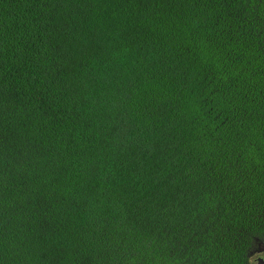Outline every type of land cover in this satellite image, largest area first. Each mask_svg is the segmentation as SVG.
<instances>
[{
    "label": "trees",
    "instance_id": "1",
    "mask_svg": "<svg viewBox=\"0 0 264 264\" xmlns=\"http://www.w3.org/2000/svg\"><path fill=\"white\" fill-rule=\"evenodd\" d=\"M261 254L264 0H0V264Z\"/></svg>",
    "mask_w": 264,
    "mask_h": 264
},
{
    "label": "water",
    "instance_id": "2",
    "mask_svg": "<svg viewBox=\"0 0 264 264\" xmlns=\"http://www.w3.org/2000/svg\"><path fill=\"white\" fill-rule=\"evenodd\" d=\"M256 264H264V257H259Z\"/></svg>",
    "mask_w": 264,
    "mask_h": 264
},
{
    "label": "rangeland",
    "instance_id": "3",
    "mask_svg": "<svg viewBox=\"0 0 264 264\" xmlns=\"http://www.w3.org/2000/svg\"><path fill=\"white\" fill-rule=\"evenodd\" d=\"M262 256L264 257V255L261 254V255H258L256 258L258 259L259 257H262ZM256 258L254 259L255 260V264L257 263V259Z\"/></svg>",
    "mask_w": 264,
    "mask_h": 264
}]
</instances>
